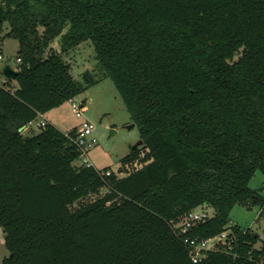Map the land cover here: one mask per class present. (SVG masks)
I'll return each instance as SVG.
<instances>
[{
    "label": "trees",
    "instance_id": "1",
    "mask_svg": "<svg viewBox=\"0 0 264 264\" xmlns=\"http://www.w3.org/2000/svg\"><path fill=\"white\" fill-rule=\"evenodd\" d=\"M5 39L20 62L0 86L2 264H195L184 240L225 229L238 258L218 247L196 264H264L260 236L230 226L238 205L264 214L249 187L264 174V0H0ZM86 42L147 151L122 178L75 165L77 129L19 132L99 82L74 79L63 57ZM138 159L133 148L118 171ZM199 208L213 216L176 234Z\"/></svg>",
    "mask_w": 264,
    "mask_h": 264
},
{
    "label": "rangeland",
    "instance_id": "2",
    "mask_svg": "<svg viewBox=\"0 0 264 264\" xmlns=\"http://www.w3.org/2000/svg\"><path fill=\"white\" fill-rule=\"evenodd\" d=\"M6 29L8 30L7 25ZM66 32L67 28L63 34ZM52 47L56 51L60 50V38L52 43ZM18 49L19 44L15 39L0 41V55L3 58L0 61V71L6 65L16 68ZM63 57L70 64L74 79L85 84L87 75H91L99 82L91 85L85 92L75 98L77 103L82 102L86 106L83 117H76L72 110V104L66 102L45 114V118L63 133L73 129H83L87 124L93 126L92 135L89 139H95L96 144L88 149L87 158L96 170H112L118 178H122L143 168L147 164V161H145L147 151L141 145L137 148L139 149V159L126 166L123 173L118 171L122 159L140 141L139 128L132 120L113 81L109 78H102L91 42L82 43ZM4 83L5 79H2L0 75V84L3 85ZM41 121L42 118H38L27 130L23 129V135L30 137L38 134L40 129L36 127V124ZM80 164H82V160L75 162V165ZM249 187L256 192L257 200H264V174L261 171L255 173ZM106 193L107 189H102L99 194L86 198L84 202H91ZM77 207H79V204L74 205V208ZM206 210L209 213H214L211 208ZM261 211L262 209L258 205L246 207L238 205L230 214V226L237 225L243 229H251L264 238V214H261ZM261 245L262 242H259L257 247ZM9 255L4 244V234L0 230V264Z\"/></svg>",
    "mask_w": 264,
    "mask_h": 264
},
{
    "label": "built area",
    "instance_id": "3",
    "mask_svg": "<svg viewBox=\"0 0 264 264\" xmlns=\"http://www.w3.org/2000/svg\"><path fill=\"white\" fill-rule=\"evenodd\" d=\"M2 59L3 58L0 55V61ZM19 62L20 60L17 61V63ZM14 69L17 70V66ZM0 86H2V84H0ZM69 102L72 104V110L76 115V117L78 118L83 117L84 113L86 112L85 104H83L82 102L77 103L75 99H72ZM41 117L42 115L39 116V118ZM33 123L34 122L29 123L23 129L27 130L29 127L33 125ZM44 124L45 123L41 121L36 124V127L41 129L44 126ZM92 131H93V126L87 124L85 128L77 130L75 136L71 139L72 142L78 147L79 150L78 160H82V164H80L79 166H84L87 168L93 167L87 158L88 149L96 144L95 139H89V137L92 135ZM114 173L115 172H113L112 170H109L103 173V175L108 177ZM206 209L207 208H199L193 210L189 212L181 222L177 224H173V228L176 234L184 235L194 225L209 220L213 216V214L209 213L208 210ZM263 241L264 238L260 237V242ZM184 243L189 250V256L192 262L195 264L205 260L208 257V253L211 251H217L218 247H221L223 251L229 253L234 260L238 258L237 248L239 247V239L238 236L231 229H225L219 235L208 239H203V240L185 239ZM255 248L258 250L260 249V247L257 246Z\"/></svg>",
    "mask_w": 264,
    "mask_h": 264
},
{
    "label": "water",
    "instance_id": "4",
    "mask_svg": "<svg viewBox=\"0 0 264 264\" xmlns=\"http://www.w3.org/2000/svg\"><path fill=\"white\" fill-rule=\"evenodd\" d=\"M0 75L2 76V78H4L7 81H14L17 78L18 75V71L15 70L14 68H12L9 65L4 66L1 71H0ZM24 128V127H23ZM23 128H21L19 130V132H22ZM142 145V141L140 140L135 146L134 148H138L139 146Z\"/></svg>",
    "mask_w": 264,
    "mask_h": 264
},
{
    "label": "crops",
    "instance_id": "5",
    "mask_svg": "<svg viewBox=\"0 0 264 264\" xmlns=\"http://www.w3.org/2000/svg\"><path fill=\"white\" fill-rule=\"evenodd\" d=\"M3 79V78H2ZM14 86H17L16 83L14 82L13 83ZM42 122H46V123H49V121L45 118V115H42Z\"/></svg>",
    "mask_w": 264,
    "mask_h": 264
}]
</instances>
